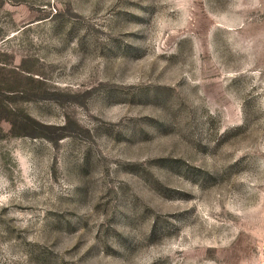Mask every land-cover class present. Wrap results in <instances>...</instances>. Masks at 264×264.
<instances>
[{"label": "rangeland", "instance_id": "374dc122", "mask_svg": "<svg viewBox=\"0 0 264 264\" xmlns=\"http://www.w3.org/2000/svg\"><path fill=\"white\" fill-rule=\"evenodd\" d=\"M0 264H264V0H0Z\"/></svg>", "mask_w": 264, "mask_h": 264}]
</instances>
